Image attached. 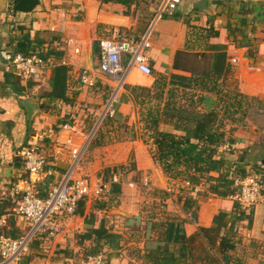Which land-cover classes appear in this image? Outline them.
Returning a JSON list of instances; mask_svg holds the SVG:
<instances>
[{
    "label": "crops",
    "instance_id": "0c3cea01",
    "mask_svg": "<svg viewBox=\"0 0 264 264\" xmlns=\"http://www.w3.org/2000/svg\"><path fill=\"white\" fill-rule=\"evenodd\" d=\"M163 1L141 0L128 8L104 0H36L29 10L13 11L12 0H0V48L4 59L12 58L14 47L24 39L47 59V66L30 78L18 75L11 61L0 60V209H3L0 227L6 232L13 231L15 236L27 230L26 223L14 212L16 200L31 187L44 196L50 184L67 171L70 147L83 143L92 128L88 124L96 123L117 86L115 78L100 71L101 42L113 37L115 30L138 38L152 24L151 45L147 49L151 74L127 69L124 84L112 105L113 115L105 116L96 130L103 134L101 144L90 147L88 143L75 171L80 177H106L109 190L101 196L104 208L96 207L95 198L90 197L82 213L57 214L58 230L52 235L41 233L33 238L28 253L22 256L28 259L27 264H78L85 255L83 245L88 242L82 245L80 235L100 223L114 234L110 244L103 248L105 264H141L139 257L153 234L148 228L143 229L145 220L137 209L139 187L156 190L167 211L185 219L187 235L196 234L199 227L211 226L220 210L234 209L231 195L221 197L206 185H199L191 193L192 213L182 210L177 195L188 188L187 184L165 176L152 159L151 140L147 137L144 140L132 131L137 128L139 105L133 102L129 86L152 90V105L156 103L154 90H163L165 102L170 87H178L173 88L170 98L174 106L201 112L220 109L235 93L248 99L258 98L257 121L245 117L237 124L226 119L225 124L227 129L233 128L229 160L239 163L246 173L257 172L255 168H258L264 180V15L260 21L257 15L264 0H244L256 7L248 20L251 26L242 29L235 39L227 34L224 15H218L219 4L228 0H206L205 9L196 6L200 0H180L172 12H162L155 18ZM209 26L214 28L213 35H208ZM211 44L222 45L225 52L226 71L220 76L209 75L214 51L209 47ZM126 63L127 57H123V65ZM56 65L67 66V100L46 96ZM83 75L93 85L84 83ZM174 75L188 80L183 79L180 84ZM183 81L188 85L185 88ZM18 98L36 103L31 125ZM74 118H87V121L78 123V132L71 134L70 144H65L68 133L62 130V125L72 123ZM161 127L192 135V130L184 127L174 128L171 124ZM30 145H38L48 160L44 171L37 174L28 173L19 156V151ZM137 174L142 178H137ZM158 194L154 196L159 198ZM1 236L15 237L9 233ZM235 238L231 264L264 261V189L261 201L253 209L251 224L243 223ZM198 242L203 243V239L198 238Z\"/></svg>",
    "mask_w": 264,
    "mask_h": 264
},
{
    "label": "trees",
    "instance_id": "16d2710c",
    "mask_svg": "<svg viewBox=\"0 0 264 264\" xmlns=\"http://www.w3.org/2000/svg\"><path fill=\"white\" fill-rule=\"evenodd\" d=\"M104 1L117 2L129 8L133 3L141 0ZM35 4L36 0H12V9L13 11H26L33 8ZM255 7L256 4L253 2L244 0H228L219 4L218 15H224V27L227 29L230 38H237L242 29L251 26L248 20L255 11ZM259 7L257 12L258 21L264 15L263 1ZM213 33H215L213 26H209L208 35H213ZM240 37L247 38V36ZM209 47L214 50L211 54L212 61L209 75L220 76L226 71L225 52L222 50V45L219 44H211ZM18 52L22 54L38 53L29 47V43L25 39L18 41L12 55ZM38 54L41 55V53ZM172 77L179 78L180 84L183 79L188 80L179 75ZM66 79L67 66L56 65L53 68L50 80V90L46 93V96L67 100ZM183 84L182 88L188 86L184 81ZM173 88L178 87H170L167 95L168 99L165 102H163L162 97L163 90H154L155 105L150 103V98H153L152 90L141 86H129V92L132 95L133 102L139 105V113L144 123L141 128L145 130V136L151 140L153 145L151 150L152 159L158 163L165 176L187 184L188 188L184 187L186 189L180 195H177V200L182 203V210L191 214L194 206V196L191 193L199 185H206L209 191L221 197L233 196L235 193L237 188L234 185V178L244 176L247 173L239 163L229 160L228 154L230 152H225L219 148V145L225 141L230 147L234 142L231 135L233 128L227 129L225 120L229 119L237 124L241 123L245 117H249L257 121L260 106H258V98L248 99L240 93H235L233 98L228 102H224L220 109L202 112L194 108L186 109L174 106L175 102L170 99L174 94ZM109 119L111 120L112 117ZM80 121L84 123L87 118L82 120L74 118L72 123L80 126L78 124ZM162 124H171L174 128L191 129L192 135L164 129L161 127ZM88 125L90 128L92 127V123ZM102 136L103 134L100 131H95L89 146L93 147L101 144ZM115 169L116 167H113L114 172ZM255 170L257 172L250 173L259 177L264 183L262 176L258 174L259 169L255 168ZM105 172L107 175V170ZM212 173L217 175L214 176ZM152 193L153 195L158 194L156 190ZM94 198L96 207L104 208V199H101V196ZM86 199L82 198L78 202L75 212L82 213ZM108 199L111 198L108 197ZM153 200L156 202L154 205L159 206V211L154 210L152 203L150 213L144 217L143 229L148 228L153 237L149 235L148 245L144 246V253L142 257H139L141 264H231V252L235 250L237 242L235 237L239 235L242 224L245 223L249 226L253 217V208L241 207L233 199L234 209L230 211L220 210L213 217L211 226L199 227L196 234L187 235L183 226L185 219L167 211L161 195L159 198L153 196ZM2 212L3 209H0V216ZM7 233L10 236H15L13 231L6 232L0 227V235ZM113 237L114 234L110 233L109 228L102 223L97 228H91L80 235L79 239L82 245L85 244V241H88L87 245H83L85 255L82 258L103 253V248L110 244ZM198 238H202L203 243H199ZM21 259L22 261H19ZM27 261L25 257L24 259L20 257L14 264H27ZM260 264H264V261Z\"/></svg>",
    "mask_w": 264,
    "mask_h": 264
},
{
    "label": "built area",
    "instance_id": "2783aa9c",
    "mask_svg": "<svg viewBox=\"0 0 264 264\" xmlns=\"http://www.w3.org/2000/svg\"><path fill=\"white\" fill-rule=\"evenodd\" d=\"M179 1L164 0L155 18H158L162 12H172ZM151 31L152 24L148 25L140 37L135 38L115 30L113 37L101 42L100 71L108 77L115 78L117 86L110 94L101 116L87 132L83 143L79 147H70V163L67 171L57 181L50 184L44 196L39 195L31 187L16 200L14 212L26 223L27 230L19 237H0V264H13L28 253L30 243L36 235L41 233L54 234L58 230L55 221L57 214L72 215L82 198L102 196L109 190L108 183L100 177H80L75 175V171L104 114H107L106 116L113 115L112 105L117 100L118 90L124 84L127 69L135 68L144 75L151 74L152 69L147 63V49L151 45ZM123 57H127V68L123 65ZM11 63L18 75L23 78H30L47 66V59L38 53L22 54L18 52L12 55ZM82 81L88 82L85 75H83ZM88 83L93 85L91 81ZM62 130L68 133L64 143L70 144L71 134L78 132V127L72 123H64ZM219 148L225 152L231 150L226 141L219 145ZM19 156L22 158L24 169L30 174L44 171V167L48 163L38 145L23 147L19 151ZM234 185L237 189L232 197L241 207L254 209L256 204L261 201L264 183L259 177L252 173L237 176L234 178ZM105 260V255L99 253L88 255L78 264H105Z\"/></svg>",
    "mask_w": 264,
    "mask_h": 264
},
{
    "label": "rangeland",
    "instance_id": "374dc122",
    "mask_svg": "<svg viewBox=\"0 0 264 264\" xmlns=\"http://www.w3.org/2000/svg\"><path fill=\"white\" fill-rule=\"evenodd\" d=\"M136 110H138V108H136ZM107 114H104V116L102 117V120L105 118V116H106ZM138 115V114H137ZM101 116V113H100V115H98V118ZM97 118V119H98ZM96 119V120H97ZM95 120V121H96ZM101 120V121H102ZM94 121V122H95ZM101 121L99 122V124L101 123ZM135 121H136V126H137V128H135V129H131L132 131H133V133L135 134V135H137V136H139V137H141L142 139H146V136H145V130L144 129H142L141 127L144 125V123H143V121L141 120V116H140V113H139V115L138 116H136V119H135ZM97 128V127H96ZM95 130H97V129H95ZM128 131V132H132V131ZM125 131V130H124ZM137 176V178H142V176L140 177V175H136ZM88 177H92V176H88ZM96 177H99V176H96ZM102 179V178H101ZM103 180V179H102ZM140 189H141V191L140 192H138L139 193V197H136V200L138 199V201H140V204L139 205H137V209H139V214L140 215H142V218L144 219V217H146V215L148 214V213H150V211H151V207L154 205V203H156L155 202V200H153V193H152V191L149 189H145L146 187H139ZM139 188H138V190H139ZM102 196H104V195H102ZM142 199V200H141ZM136 200H134L136 203L135 204H137V201ZM152 203H153V205H152ZM156 205V206H155ZM154 205V210L156 211V212H158L159 211V206L157 205V204H155Z\"/></svg>",
    "mask_w": 264,
    "mask_h": 264
},
{
    "label": "water",
    "instance_id": "95a60500",
    "mask_svg": "<svg viewBox=\"0 0 264 264\" xmlns=\"http://www.w3.org/2000/svg\"><path fill=\"white\" fill-rule=\"evenodd\" d=\"M196 6L199 7V8H201V9H205V7H206V0H200V1H198L196 3ZM0 60L2 62L9 63L12 60V58H10V59H4V57L2 55L1 48H0ZM18 101L25 108L27 121H28L29 125H31L32 119H33V115H34V111H35V108H36L35 101L28 100V99H24V98H18Z\"/></svg>",
    "mask_w": 264,
    "mask_h": 264
}]
</instances>
